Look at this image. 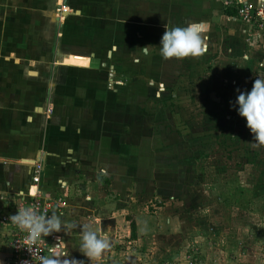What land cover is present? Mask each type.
<instances>
[{
	"label": "crops",
	"instance_id": "obj_1",
	"mask_svg": "<svg viewBox=\"0 0 264 264\" xmlns=\"http://www.w3.org/2000/svg\"><path fill=\"white\" fill-rule=\"evenodd\" d=\"M52 2L67 12L48 11L47 0H0V218L27 198L28 190L42 199L60 197L65 206L52 213L72 227L54 233L47 256L95 264L79 248L87 226L110 238L104 264H127L114 246L120 230L130 237L121 130L128 99L113 66L95 56L103 51L121 60L142 49L134 41L137 32L152 42L161 39L165 27L188 24L198 26L203 52L213 31L222 39V21L239 20L225 13L226 0ZM40 162L34 186L33 169ZM9 254L8 229L0 222V264Z\"/></svg>",
	"mask_w": 264,
	"mask_h": 264
},
{
	"label": "rangeland",
	"instance_id": "obj_2",
	"mask_svg": "<svg viewBox=\"0 0 264 264\" xmlns=\"http://www.w3.org/2000/svg\"><path fill=\"white\" fill-rule=\"evenodd\" d=\"M237 20L222 21V39L213 31L198 56L157 58L160 39L143 32L141 50L95 56L128 99L126 225L137 233L131 242L120 230L114 246L127 264H264V147L233 107L237 89L264 79V25Z\"/></svg>",
	"mask_w": 264,
	"mask_h": 264
},
{
	"label": "clouds",
	"instance_id": "obj_3",
	"mask_svg": "<svg viewBox=\"0 0 264 264\" xmlns=\"http://www.w3.org/2000/svg\"><path fill=\"white\" fill-rule=\"evenodd\" d=\"M147 52L148 47H144ZM202 51V35L196 24L180 27H165L160 39L159 54L165 59H181L188 56H198ZM235 107L237 114L246 121V127L253 134L254 148L264 147V79L257 78L250 91L237 89ZM231 103V102H230ZM12 223L24 232L25 239L36 243L53 233L61 232L72 225H64L60 216L55 213L42 215L31 206L19 207L16 214L10 217ZM59 240V237L57 238ZM111 247L110 238L101 237L96 231L84 226L81 230L79 245L83 255L91 262L102 257L104 251ZM40 264H84L83 261L61 259L55 256H40Z\"/></svg>",
	"mask_w": 264,
	"mask_h": 264
},
{
	"label": "built area",
	"instance_id": "obj_4",
	"mask_svg": "<svg viewBox=\"0 0 264 264\" xmlns=\"http://www.w3.org/2000/svg\"><path fill=\"white\" fill-rule=\"evenodd\" d=\"M226 7L235 10V18L248 24L253 29H259L264 25V0L257 4H251L246 0H226ZM66 7H59L57 12L60 15L65 14ZM43 167L41 162L34 165L32 174V184L37 186L40 181V175ZM31 206L39 214L50 215L53 211H59L65 206V202L56 196H49L42 199L38 193L31 194L28 190L27 198H21L12 212L4 214L0 222L8 229L10 254L4 264H40L39 257L47 256L56 237L50 234L42 240L30 244L25 239V233L18 229L10 220V217L16 214L19 207Z\"/></svg>",
	"mask_w": 264,
	"mask_h": 264
},
{
	"label": "trees",
	"instance_id": "obj_5",
	"mask_svg": "<svg viewBox=\"0 0 264 264\" xmlns=\"http://www.w3.org/2000/svg\"><path fill=\"white\" fill-rule=\"evenodd\" d=\"M225 13L228 16H232V17L235 16V10L233 8H229V7L225 8ZM130 237L132 239L136 238V226H135V223L133 221L130 222Z\"/></svg>",
	"mask_w": 264,
	"mask_h": 264
},
{
	"label": "bare ground",
	"instance_id": "obj_6",
	"mask_svg": "<svg viewBox=\"0 0 264 264\" xmlns=\"http://www.w3.org/2000/svg\"><path fill=\"white\" fill-rule=\"evenodd\" d=\"M36 188V187H35ZM34 193H36V190H34L31 194H34Z\"/></svg>",
	"mask_w": 264,
	"mask_h": 264
}]
</instances>
